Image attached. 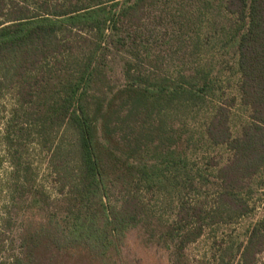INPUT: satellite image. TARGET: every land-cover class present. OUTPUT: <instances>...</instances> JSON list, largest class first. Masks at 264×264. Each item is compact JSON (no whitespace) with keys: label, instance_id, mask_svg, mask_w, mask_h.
Instances as JSON below:
<instances>
[{"label":"trees","instance_id":"1","mask_svg":"<svg viewBox=\"0 0 264 264\" xmlns=\"http://www.w3.org/2000/svg\"><path fill=\"white\" fill-rule=\"evenodd\" d=\"M5 94L19 250L0 264H131L132 231L190 264V244L252 215L264 175V0H0ZM217 146L223 161L207 153ZM262 253L264 217L194 264Z\"/></svg>","mask_w":264,"mask_h":264},{"label":"rangeland","instance_id":"2","mask_svg":"<svg viewBox=\"0 0 264 264\" xmlns=\"http://www.w3.org/2000/svg\"><path fill=\"white\" fill-rule=\"evenodd\" d=\"M223 89L225 95H235V79L229 77V71L224 70L222 73ZM13 100L9 94L0 96V262L11 261L14 254L18 252V240L16 238L18 232L17 221L8 223L7 213L5 211L4 204L7 202V178L9 171L11 170L10 164L6 159V148L2 139L4 122L8 118L11 111ZM231 116V124L233 133L238 134L241 123L246 118V112L239 109L238 106L233 107ZM201 119H198L195 123H200ZM204 150V148L202 149ZM205 150H196L192 157H201L205 154ZM211 156H214L215 160H225L228 156V152L221 146L211 148L207 152ZM44 154H39L38 150L31 149L30 158L38 165L40 160L43 161L40 176L44 183L49 184L50 177H44L47 174V162L42 158ZM253 206L252 215L242 218L236 223L229 226H224L216 231H208L198 241L190 244L186 248V255L190 264H194L199 258H211L212 254L216 251L220 241L227 242L230 240L240 241L243 239V230L250 223L257 218L264 217V175L257 180V188L254 191L251 199ZM14 220V219H13ZM123 255L126 261L131 264H172L169 259V252L166 249L158 248L155 246H148L141 242V238L136 231H132L126 238L125 245L123 247ZM238 258L234 259V264H237ZM257 264H264V253L260 254Z\"/></svg>","mask_w":264,"mask_h":264}]
</instances>
